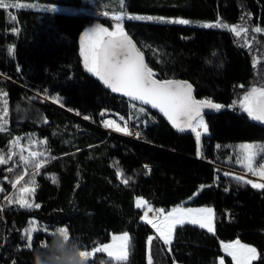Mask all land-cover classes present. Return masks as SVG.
<instances>
[{"label": "trees", "instance_id": "16d2710c", "mask_svg": "<svg viewBox=\"0 0 264 264\" xmlns=\"http://www.w3.org/2000/svg\"><path fill=\"white\" fill-rule=\"evenodd\" d=\"M1 1L86 7L84 0ZM122 12L126 17L207 23L220 19L232 26L246 22L264 30V0H124ZM15 16L17 31L12 33L7 13L0 9V115L5 100L8 109L0 121V155L6 159L0 164V264H34V254L53 236L34 233L29 249L24 230L34 220L53 230L66 228L87 251L110 242L112 234L128 232L129 258L112 259V264H148L149 255L152 264H217L221 242L236 239L256 247L259 258L253 264H264V189L244 183L252 178L237 166L244 144L255 145L264 160V123L239 109L240 95L257 79L264 87V63L257 65L249 46L228 30L122 21L154 77L188 81L198 100L223 106L205 117L209 135L198 154L194 132H176L163 116L109 92L86 72L79 39L91 16L32 9L18 10ZM259 38L264 47V35ZM106 111L129 120L143 140L107 133L102 128ZM17 138L37 142L29 150L43 156L21 162L17 152L27 151L13 147ZM36 160L43 161L39 169ZM20 176L22 184L34 187L39 208L9 203ZM236 193H247V200ZM139 198L165 210L211 206L216 230L179 226L168 248L143 221L144 210L136 206ZM110 259L98 252L86 264ZM228 264H233L230 259Z\"/></svg>", "mask_w": 264, "mask_h": 264}, {"label": "snow or ice", "instance_id": "6c2138e0", "mask_svg": "<svg viewBox=\"0 0 264 264\" xmlns=\"http://www.w3.org/2000/svg\"><path fill=\"white\" fill-rule=\"evenodd\" d=\"M123 3V0H121ZM0 6H4L0 4ZM53 10V9H51ZM106 15V13H105ZM136 19H147L157 23H175V24H189L190 21L186 19L170 20L163 17H135ZM115 21H121L122 15L117 13L113 16ZM242 19H244L242 17ZM205 28H222L228 30L234 34L235 37H240L241 33H247L249 31L246 24L230 26L224 23L222 20L217 19L214 24L205 23L200 25ZM255 33H261L260 27H254L252 29ZM11 54L12 49H9ZM81 56L83 57L85 68L93 75L97 76L112 92L123 93L124 96L129 97L133 101H140L144 105H151L152 108L159 109L165 117L171 122L173 127L178 131H184L185 128H190L196 132L197 141L200 140L201 133L197 129H203L207 132V125L202 118L203 109H214L219 111L223 106L214 103L211 100H197L192 95V85L184 81H158L153 78V71L144 63L141 53L137 50L132 40L124 32L120 23L115 24V31H109L107 28L96 26L89 31H86L81 37ZM6 96V93H3ZM5 107L2 115H0V121L8 115V109L6 107L7 101H4ZM235 105V102H234ZM239 108L252 121H258L264 123V87L253 86L242 98L239 103ZM143 111V109H141ZM103 115V113H102ZM88 117H85L87 119ZM106 126H113L114 130L122 131L124 134H131L128 132L127 127L121 129L118 125L106 124ZM3 124L0 123V131H3ZM14 144L17 141L13 142ZM255 145L244 144L240 146V159L237 161L242 166L246 167L253 175H258L264 179V164L259 165V169L253 167L256 160V153L254 152ZM264 153V148L261 149ZM32 157L43 156V153L32 152ZM21 160L26 158L21 155ZM8 159H11L9 155ZM6 163V159L3 155H0V164ZM43 161L36 160L35 167L39 169L42 166ZM12 171V169H9ZM118 176L121 173L117 174ZM227 175V174H226ZM23 177L17 178L13 184V188L20 182ZM237 179H241L237 177ZM123 183L127 184L128 181L124 180ZM246 184H251L253 188L264 189V183H253L251 180L244 181ZM34 187H21L19 191V197L15 201L22 208L31 209L33 207L39 208V204L29 202L27 197L34 192ZM9 203H12V199L9 198ZM136 206L138 208L146 206V202L138 200ZM154 211L151 207L147 208L144 213V221L150 224L156 232L159 234V239L163 241L165 245L171 243V238L176 225H183L185 223L198 225L202 229H207L208 232L214 231V211L212 208H177L172 212L164 215L163 210H157L158 215H154L153 218H148V212ZM163 216V220H160L158 216ZM35 222H31L29 227L24 231L26 235V246L32 248V233L37 231L34 227ZM47 232L46 229H44ZM55 233H59L64 236L65 239L69 238V233L66 228L56 229ZM152 237L148 239V245L152 244ZM46 242L41 244V248L46 246ZM130 248V237L127 232L122 235H114L112 237V243L105 244L102 247H97L94 252H106L109 257L115 261H125L128 257V251ZM224 251L232 257L235 264H251V261L257 258V250L254 247H250L241 244L240 241H236L231 244L223 245ZM81 257L85 261L93 255V252L82 250ZM112 259L106 260L103 264H112ZM148 264H152V258L149 255ZM220 264H224L221 260Z\"/></svg>", "mask_w": 264, "mask_h": 264}, {"label": "rangeland", "instance_id": "374dc122", "mask_svg": "<svg viewBox=\"0 0 264 264\" xmlns=\"http://www.w3.org/2000/svg\"><path fill=\"white\" fill-rule=\"evenodd\" d=\"M84 1H85L86 7H84V9H81V10H76V9H70V8L62 7V6H50V5H39V4H22V3H12V2H8V1H1L0 0V4L4 5V6H0V9H3V10L6 11V13H7V19L11 23V25L13 26V29L11 30L12 33H15L17 31L16 21H15L16 20L15 19L16 18L15 12L18 11V10H22V9H32V10H38V11H43V12L64 13V14H78V13H83L85 15L91 16L92 19L89 22V25L84 29V31L80 35V39H79L80 56H81V37L84 35V33L86 31H89L90 29H92V28H94L96 26H100V27L107 28L109 31H115V24L116 23H120L121 26H122V21L125 20V19H127V20H133V21H137V22L157 23V22H154V21H149L147 19H136L135 18V17H145L146 18V17H149V16L133 15V16H127L126 17V15L123 14V12H122L123 3H121V0H84ZM51 9H53V10H51ZM105 13H106V15H105ZM117 13H119V14L122 15L121 21H115L113 19V16L115 14H117ZM151 17H154V16H151ZM165 19L176 20V19H183V18H165ZM103 20L105 22H103ZM188 21H190V23L189 24H186V25H183V24H175V23H160V24L183 25V26H190V27L205 28V27H201L200 25L207 23V22H197V21H192V20H188ZM210 24H214V23H210ZM244 24H246V22H243L241 25H244ZM230 26H232V25H230ZM246 26L248 27L249 31L246 34L245 33H241L240 37H238V38L241 40V43H243L244 46H249L250 47V50L252 51V53L254 55V60L257 62V65L260 66V65H262L264 63V54L262 52V50H263L264 47H263L262 39L259 38V36L264 35V31H262L261 33H255V32L252 31L253 27H251L250 25H247V24H246ZM15 28H16V31H15ZM211 28L217 29V30H223V31L226 30V29L215 28V27H211ZM81 60H82L83 67L86 70V72L92 74L91 72H89L85 68L84 61H83V57L82 56H81ZM262 70H264V69H262ZM261 75L263 76V74H261ZM259 77H260V75H259ZM253 86H260V87H262L261 84H260V81L258 79L256 80V82H254V84L251 86V88ZM249 90L245 91L244 93H242L240 95V97H239V103L242 100L243 96ZM240 112L244 113L242 109H240ZM244 114H246V113H244ZM202 118L204 120V123L206 124V118H205V116H202ZM104 126H106V124ZM108 128H110V127L107 126V129ZM197 131H199L201 133V136H200V140L199 141H197L196 132H194V131L193 132H194L195 139H196V142H197L198 154H200L201 151H202L203 137L209 135L208 126H207V132L206 133L203 131V129H197ZM14 141H17V143L13 144V147L14 148H15V146H18V148L20 149L18 151H22V150H26L27 151V152H25L26 154H23L22 152H17L20 155H23L26 158V160H27V158L31 157L30 154L32 153V151H30L29 149H34L37 146V142H34V141L30 140L29 138H25V139L17 138ZM254 152L256 153V160L254 161L253 167L256 168L257 167V163L260 160V158H259V154L260 153L256 149V147L254 149ZM239 154H240V147H239ZM14 156H15V154H13V157L12 158L16 161V159L14 158ZM240 158L241 157L239 155L238 160ZM20 161H21V158H20ZM22 161H25V160H22ZM237 166L239 168L245 170L246 174H248L249 177H251L252 179H254V180L249 179L253 183H264V179H262L258 175H253L251 172H249L247 170L246 167L242 166L240 163L237 162ZM22 183H23V180L20 181L18 184H16V187L13 188L12 192L8 195L7 198H12V200L15 202L17 200V198L19 197V191L18 190L21 187H31V186H28V185H24ZM236 194L238 195V198L241 199V201H246L247 200V195H248L247 193H236ZM33 195H34V192L27 197V199L29 200V202L34 203ZM138 200H143L144 202H146L142 198H139ZM148 207H150V206L147 203H146V206L140 207L141 209L144 210L143 211V217H144V213H145V211H147V208ZM177 208H193V209H196V208H212L213 211H214V220H213L214 231L213 232H210V233H214L215 232V230H216V223H215L216 218H215V210H214L213 207H211V206L194 207V206L179 205V206L172 207L170 210H165V209H162V210H163L164 215H167V213L172 212L174 209H177ZM23 209H27V208H23ZM148 218H152L151 212H148ZM143 221H144V219H143ZM34 222H35L34 227L37 228V231L33 232L32 233V236H33L34 233H36L38 231H42L44 233L53 234L55 232V230H56V229L53 230V229L49 228L47 225L39 224L36 220H34ZM183 225H194V224L185 223ZM183 225H179V224L176 225V227H175V229L173 231V234H172L171 243L167 245L168 248H170L171 244L174 241L176 228L179 227V226H183ZM195 226H198V225H195ZM44 229H46L47 232H45ZM204 230L207 231V229H204ZM154 231L156 232L155 229H154ZM122 234L123 233L112 234V237L114 235H122ZM156 234L159 236V234L157 232H156ZM129 237H130V234H129ZM237 240L238 239H236L234 241H229V242H225V241H222L221 242L220 246H221L222 255L217 259V264H220V261L221 260L224 261V264H228V259H230L232 261V263L235 264V261L232 259V257L230 255H228L224 251L223 245L224 244L235 243ZM130 241H131V237H130ZM238 241H240V240H238ZM110 243H112V238H111L110 242H108L106 244H110ZM240 243L241 244H244V245H247V246H250V247H254L253 245H249V244L243 243L242 241H240ZM102 246H99V247H102ZM254 248L257 250L256 247H254ZM89 252H93V255L90 256L89 258L93 257L95 253H98V252H94V251H89ZM99 253H104V254L107 255L106 252H99ZM129 254H130V252L128 251V257H127V259L129 258ZM109 258H111V257H109ZM258 258H259V252L257 250V258L254 259V260H252L251 261V264H253L256 260H258ZM175 264H179V263H175Z\"/></svg>", "mask_w": 264, "mask_h": 264}, {"label": "clouds", "instance_id": "9594fccd", "mask_svg": "<svg viewBox=\"0 0 264 264\" xmlns=\"http://www.w3.org/2000/svg\"><path fill=\"white\" fill-rule=\"evenodd\" d=\"M81 251L77 240L70 237L65 239L63 235L55 233L52 240L34 254V264H86Z\"/></svg>", "mask_w": 264, "mask_h": 264}, {"label": "built area", "instance_id": "2783aa9c", "mask_svg": "<svg viewBox=\"0 0 264 264\" xmlns=\"http://www.w3.org/2000/svg\"><path fill=\"white\" fill-rule=\"evenodd\" d=\"M103 125L102 128L109 133L110 135H118V136H122L131 140H135V141H142L143 140V135L142 132L131 126L129 120H127L126 118L120 117V116H114L112 115L110 112H104L103 114ZM105 124H112L114 126L118 125L121 129L127 127L128 132L131 134H124L122 131H116L114 130L113 126H109L110 128L107 129V126H104ZM260 164H264V160H261L257 163V169H259V165ZM246 177H249L248 174L245 175ZM152 209L154 211L151 212V216L153 218L154 215H158L157 210H162V208L158 207V206H152ZM158 218L160 220H163V216H158Z\"/></svg>", "mask_w": 264, "mask_h": 264}, {"label": "water", "instance_id": "95a60500", "mask_svg": "<svg viewBox=\"0 0 264 264\" xmlns=\"http://www.w3.org/2000/svg\"><path fill=\"white\" fill-rule=\"evenodd\" d=\"M126 34H127L128 37L132 40V42H133V44L136 46L137 50L141 53V55H142V57H143V60H144V63L150 68V66H149L148 63H147V60H146V57H145L144 53H143V52L140 50V48L137 46V44H136V42L133 40V38H132L128 33H126ZM150 69H151V68H150ZM151 70H152V69H151ZM153 78L156 79V80H158V81H162V80H159L158 78H156V77H154V76H153ZM100 81H101V80H100ZM167 81H168V80H167ZM171 81H183V80L174 79V80H171ZM184 82H187V83L191 84V83L188 82V81H184ZM101 83L103 84V86H104L109 92H111V93H113V94H115V95H117V96H119V97L125 99L126 101H128V102H130V103H132V104H134V105H136V106L142 107V108H144V109H147V110L150 111V112H153V113H156V114H158V115L163 116V117L168 121V123L170 124V126H171L176 132L181 133V134H184V135H192V134H193V131H192V129H190V128H185L184 131H178L177 128L173 127V125H172L171 122L167 119V117H165L164 114H163L162 112L159 111V109L152 108L151 105H144V104H142L140 101H133V100H131L129 97L124 96L123 93H120V92H116V93H114V92L111 91V89H109L106 85H104V83H103L102 81H101ZM191 85H192V84H191ZM192 95L194 96L195 99H197V98L195 97V88L193 87V85H192ZM197 100H198V99H197ZM214 111H216V110H214V109H207V108H206V109H203V110H202V116H205V117H206L207 115L211 114V113L214 112Z\"/></svg>", "mask_w": 264, "mask_h": 264}, {"label": "bare ground", "instance_id": "6f19581e", "mask_svg": "<svg viewBox=\"0 0 264 264\" xmlns=\"http://www.w3.org/2000/svg\"><path fill=\"white\" fill-rule=\"evenodd\" d=\"M244 175H246V174H244Z\"/></svg>", "mask_w": 264, "mask_h": 264}]
</instances>
